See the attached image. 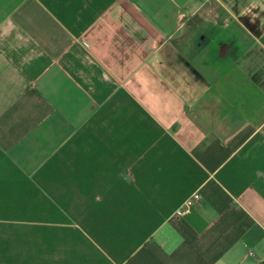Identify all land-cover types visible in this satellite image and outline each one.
I'll list each match as a JSON object with an SVG mask.
<instances>
[{"label":"crops","instance_id":"0c3cea01","mask_svg":"<svg viewBox=\"0 0 264 264\" xmlns=\"http://www.w3.org/2000/svg\"><path fill=\"white\" fill-rule=\"evenodd\" d=\"M0 264H264V0H0Z\"/></svg>","mask_w":264,"mask_h":264},{"label":"water","instance_id":"95a60500","mask_svg":"<svg viewBox=\"0 0 264 264\" xmlns=\"http://www.w3.org/2000/svg\"><path fill=\"white\" fill-rule=\"evenodd\" d=\"M183 219L198 233L202 232L207 227L206 221L195 209L190 210Z\"/></svg>","mask_w":264,"mask_h":264},{"label":"built area","instance_id":"2783aa9c","mask_svg":"<svg viewBox=\"0 0 264 264\" xmlns=\"http://www.w3.org/2000/svg\"><path fill=\"white\" fill-rule=\"evenodd\" d=\"M201 196L199 193L193 194L187 201L182 205V207L177 211L176 215L178 217H184L190 212V210L195 209L196 206L200 203Z\"/></svg>","mask_w":264,"mask_h":264},{"label":"flooded vegetation","instance_id":"af4514ba","mask_svg":"<svg viewBox=\"0 0 264 264\" xmlns=\"http://www.w3.org/2000/svg\"><path fill=\"white\" fill-rule=\"evenodd\" d=\"M230 47V43H228V45H224V44H219L218 45V48H219V51L222 49V48H225V49H228Z\"/></svg>","mask_w":264,"mask_h":264}]
</instances>
